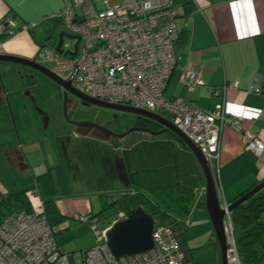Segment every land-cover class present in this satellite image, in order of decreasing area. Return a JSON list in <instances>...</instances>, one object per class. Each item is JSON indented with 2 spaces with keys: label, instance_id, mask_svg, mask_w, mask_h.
<instances>
[{
  "label": "crops",
  "instance_id": "crops-1",
  "mask_svg": "<svg viewBox=\"0 0 264 264\" xmlns=\"http://www.w3.org/2000/svg\"><path fill=\"white\" fill-rule=\"evenodd\" d=\"M191 3V14L183 15L179 21L182 35L176 46L177 63L168 81L166 96L180 97L190 106L201 109H212L224 102L229 116L242 118L243 131L264 143V92L252 90L258 78L264 79V0H191ZM86 5L98 8L94 0H88ZM62 7L63 0H0V55L37 61L40 47L52 45L50 41L57 29L56 20L61 19ZM6 18L18 25L13 35L4 33L2 23ZM17 65L0 62V204L11 194L27 191L32 211H42L45 197L38 178L51 172L59 186L54 200L68 218L56 227L57 232L72 230L75 226L72 224L82 215L100 219L101 195L113 201L123 194L136 192L128 185L125 166V152L131 147L109 148L106 144L109 140L79 134L72 124L65 136L45 137L27 100L16 97V71L23 73ZM186 70L200 74L203 85L187 89L182 80ZM235 82L237 88L231 87ZM217 89L222 93L214 94L213 90ZM243 131L227 125L222 132L217 175L221 204L233 203L264 180V152L258 156L247 150ZM70 137L81 147L73 154L75 182L62 147L58 145L57 157L50 154L53 140L62 143ZM172 143L174 151L182 149L181 144ZM36 147L42 155L40 163L35 161ZM58 169L66 182L72 183L71 194L65 198ZM92 180H98L105 187L86 192L85 185ZM260 193L264 195V189ZM198 200L200 205L196 203L187 217L173 214L170 221L179 224L178 233L187 253L184 264H222L221 247L206 207V186L201 189ZM113 216L103 220L104 226H109ZM57 244L77 262L76 252H66L58 241ZM87 248L90 247L80 248L78 264L82 262V251Z\"/></svg>",
  "mask_w": 264,
  "mask_h": 264
},
{
  "label": "built area",
  "instance_id": "built-area-1",
  "mask_svg": "<svg viewBox=\"0 0 264 264\" xmlns=\"http://www.w3.org/2000/svg\"><path fill=\"white\" fill-rule=\"evenodd\" d=\"M88 0H63L59 17L64 28L76 37L73 45L63 43L40 47L37 61L52 65L51 71L61 80L91 98L127 105L146 111L169 114L172 121L200 149L216 183L219 170L221 136L225 126L243 131L242 118L229 116L224 102L212 109L190 106L182 98H169L165 91L177 63L176 46L181 36L179 21L184 15L175 0H104V8L87 7ZM6 35H13L17 23L3 21ZM24 29L29 28L24 26ZM58 43V42H57ZM78 44L77 49L75 45ZM77 52L76 55H73ZM187 89L203 85L201 75L186 70L182 77ZM237 88V82L230 85ZM254 92H264V79L258 78ZM221 94L222 90H213ZM247 150L261 155L264 143L243 131ZM224 202V228L227 264H243L237 245L235 227ZM128 214L118 212L111 225ZM79 221L88 225L95 244L82 251L81 264H184L187 253L170 224H156L153 249L132 256L116 258L107 244L106 232L111 226L98 217L82 215ZM53 228L43 211L14 210L0 223V264H78L64 253L56 241Z\"/></svg>",
  "mask_w": 264,
  "mask_h": 264
},
{
  "label": "trees",
  "instance_id": "trees-1",
  "mask_svg": "<svg viewBox=\"0 0 264 264\" xmlns=\"http://www.w3.org/2000/svg\"><path fill=\"white\" fill-rule=\"evenodd\" d=\"M175 1L183 6L185 17L191 14V0ZM136 118L134 125L138 128L152 131L160 129L150 120ZM177 140L182 145L179 151H174L173 143L168 139L142 140L131 146L125 152V166L128 185L136 192L123 194L113 201H109L107 195H101L100 214L107 210L130 214L140 207L156 224L172 225L181 239L177 227L179 224L170 221L173 214L185 218L196 203L197 206L200 205L198 197L205 186V177L196 157L179 139ZM38 182L45 197L42 211L50 225L56 228L68 220L54 200L59 194L57 180L51 172H47L38 178ZM21 209L32 211L27 191L11 194L1 202L0 223L6 213ZM231 215L235 232L237 230L236 245L242 263L264 264V195L256 194L236 207Z\"/></svg>",
  "mask_w": 264,
  "mask_h": 264
},
{
  "label": "rangeland",
  "instance_id": "rangeland-1",
  "mask_svg": "<svg viewBox=\"0 0 264 264\" xmlns=\"http://www.w3.org/2000/svg\"><path fill=\"white\" fill-rule=\"evenodd\" d=\"M94 2L97 4L98 8H104V0H94ZM56 23L55 25L57 29L54 33V38H52L50 41L52 45L56 44V39L59 37L58 35L61 32L65 33L68 36H73V33L71 31L64 28V25L62 24V19L56 20ZM64 43L66 45L71 46L73 45L74 40L65 37ZM38 62L44 67L51 70V63L45 62L43 60H38ZM17 66L20 67V70L23 71V73L20 74L18 71H16V78H18V84H16V90L18 91V93L16 94V97L21 100H27L28 104L30 105L31 112L35 114L38 118V122L43 130V134L46 135L45 137L55 136L59 134L65 136L70 133L71 122L87 117H92L95 120L101 122H112L115 131H123L122 133L127 132L128 130H131L133 128H137L134 125L137 119L135 115L95 105L85 106L80 102L79 98L75 97L72 94H69L68 98L71 100L75 99L74 101L77 103V106H71V108H69V118L67 119L64 114L66 101L64 89L42 72L22 65ZM162 115L168 119H172V116L169 114ZM153 139H168L171 141H175V143L177 144H180L176 136L169 131L164 132L160 135H152L145 132L132 131L123 138L112 137L111 139H109V141H107L108 143L106 144L108 145V147L115 145L119 147L129 148L142 140ZM77 143L78 141L73 137H70L69 139H63L62 143L57 142L55 139L53 140V143H51L50 148V154L52 152V154L57 157V155H59L58 145L62 147V151L64 152L65 158H67V162L70 163L71 173L74 177L72 179V182L76 181V166L74 164L73 154L75 153V151L78 152L81 149V147H77ZM107 145L103 147H107ZM63 147H67V150L63 149ZM39 150L40 149L36 147L35 152L37 156L35 157V161L37 163H40L42 161V155L39 153ZM61 160L63 161L62 158ZM55 161H57V158H55ZM75 162H77L76 159ZM58 176L62 183V189L65 195L63 198H65L66 196L71 194L72 183L71 181H68V183L66 182V177L65 175H62L60 169H58ZM97 181L98 180H92L91 183L85 185L86 192L97 190L100 187H105ZM110 186H112V184H110ZM115 214L116 212L114 210H107L100 214V219L103 221L104 219H107ZM79 220L80 219L77 220L78 222L72 224H75L72 230H64L56 233V239L64 251L76 252L75 254L78 255V263L80 262V248L92 247L95 244V238L91 228L88 225L80 222Z\"/></svg>",
  "mask_w": 264,
  "mask_h": 264
},
{
  "label": "water",
  "instance_id": "water-1",
  "mask_svg": "<svg viewBox=\"0 0 264 264\" xmlns=\"http://www.w3.org/2000/svg\"><path fill=\"white\" fill-rule=\"evenodd\" d=\"M58 36L59 37L56 50L60 53L63 52L62 46L65 37H68L70 39L76 38L74 36H68L63 32H61ZM77 47L78 44L75 45L76 49ZM76 54L77 52L73 53V55ZM0 62H12L37 70L39 72L44 73L52 80H54L58 85H60L64 89V95L66 98L64 114L67 119L69 118L68 110L72 106V100L68 98V95L72 94L82 100L85 105H95L123 113L132 114L136 117L156 122L163 127V129L160 131H152L146 128H133L131 130H128L127 132L118 134L113 130L104 128L103 126H100L98 124H91L90 122L73 123L78 129H88V131H90V129L94 127L96 130H105L107 132L105 136L106 140L111 139V137L123 138L132 131L145 132L152 135H160L164 132L169 131L173 135H175L192 152V154L196 157L197 161L199 162L202 168L206 186V207L214 225L216 236L221 247L222 264H227V243L224 228L225 210L221 208V202L218 195L216 183L212 174V170L200 149L182 130H180L176 126L172 119H168L163 115L146 111L143 109L121 104H112L86 96L74 89L70 82L61 80L50 69L44 67L35 59L28 60L21 57L0 55ZM263 189L264 180L258 185H256L254 188H252L250 191H248L246 194H244L242 197L238 198L236 201L231 203L228 208L229 211L232 212L236 207L244 204L250 198L260 193ZM155 226V220L150 215H148L142 208L139 207L135 211L128 214L127 218L114 222L108 228L106 232L107 244L116 258L148 252L152 250L154 246L153 232Z\"/></svg>",
  "mask_w": 264,
  "mask_h": 264
},
{
  "label": "flooded vegetation",
  "instance_id": "flooded-vegetation-1",
  "mask_svg": "<svg viewBox=\"0 0 264 264\" xmlns=\"http://www.w3.org/2000/svg\"><path fill=\"white\" fill-rule=\"evenodd\" d=\"M75 99H73L72 100V106H77V103L74 101ZM80 102L83 104V105H85L84 103H83V101L82 100H80ZM85 106H91V105H85ZM160 114V113H159ZM87 118H89V119H87ZM87 118H82V119H79V120H75V121H73V122H71V124H72V126L74 127V129H75V131H77L79 134H87L88 136H97V137H99V138H101V139H103V140H106V138H105V136H106V134H107V132L105 131V130H96L94 127L93 128H91L90 129V131H88V129H78L73 123H75V122H90L91 124L92 123H94V124H98V125H100V126H103L104 128H107V129H110V130H113V131H115V129L113 128V125H112V122H101V121H98V120H95L94 118H92V117H87ZM148 120V119H147ZM151 121V120H150ZM153 122V121H152ZM154 123H156V122H154ZM159 127H160V129L158 130V131H160V130H162L163 129V127L162 126H160L158 123H156ZM138 128V127H137ZM116 133H118V134H120V133H122L123 131H115ZM168 132V131H167ZM112 138V137H111Z\"/></svg>",
  "mask_w": 264,
  "mask_h": 264
},
{
  "label": "bare ground",
  "instance_id": "bare-ground-1",
  "mask_svg": "<svg viewBox=\"0 0 264 264\" xmlns=\"http://www.w3.org/2000/svg\"><path fill=\"white\" fill-rule=\"evenodd\" d=\"M157 114H159V113H157ZM161 115V114H160Z\"/></svg>",
  "mask_w": 264,
  "mask_h": 264
}]
</instances>
